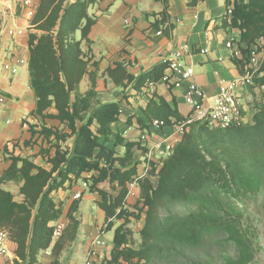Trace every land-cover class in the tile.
Segmentation results:
<instances>
[{
	"label": "trees",
	"instance_id": "obj_1",
	"mask_svg": "<svg viewBox=\"0 0 264 264\" xmlns=\"http://www.w3.org/2000/svg\"><path fill=\"white\" fill-rule=\"evenodd\" d=\"M159 1L166 8L161 21L153 25L155 30L169 21V2ZM67 2L40 1L34 26L42 34L30 36L29 72L38 100L36 114L44 115V112L54 108L57 114L48 116L68 128L70 134L75 136V145L72 152L63 149L61 142H66L71 135L43 128L40 134L47 141H56V154L49 159L52 165L50 171L37 166L30 158L10 157L11 165L0 178V228L9 231L10 238L17 244L14 264H36L39 253L51 246L53 228L50 224L59 220L63 211L55 203L52 193L72 179L80 180L84 174H92L84 181L89 185L90 193L100 196L98 205L106 216V231L115 227L114 220H124L115 229L111 259L106 264H146L155 245L173 255L176 244L202 243L212 225L200 221L194 223L187 218L176 219L153 243L154 236L159 234L155 216L158 206L165 201L193 199L198 194H204V189L210 186H227L230 181L236 182L240 180V175L246 174L243 163L256 165L257 159L264 157V106L257 108L252 122L240 127L210 129L206 125H192L158 175L156 169L150 172L151 176H158L157 181L146 178L140 182L139 203L135 206V212L130 211L126 208L127 187L137 175L134 155L140 145L113 132L112 125L119 119L120 106L117 103H101L95 91L96 74H91V90L83 94L79 92L89 65L83 56L81 43L89 42L95 20L89 16L88 10L96 1L76 0L72 5ZM227 3L233 7V13L223 26L241 32L240 49L246 58L252 47L264 38V0H228ZM167 29H171V26H167ZM77 33L81 34L79 41L75 38ZM234 62L243 73V61L235 58ZM166 68L167 64L164 63L150 76L141 77L137 87L143 86L147 79L160 81ZM107 74L117 86L134 81V77L121 64ZM253 87L264 89V60ZM145 113L150 121L161 120L166 124H170L172 118L179 122L184 120L177 110L163 101L160 105L151 101ZM93 127H96L95 131ZM109 142L114 144V149L106 146ZM118 147L125 148L124 156H116ZM8 182L21 185L22 202L16 201L15 196L3 188ZM106 182L117 191L116 195L100 188ZM79 205L75 201L67 214L71 225L69 239H75L78 234L80 222L75 213ZM211 210L212 205L202 209V218L215 217ZM144 211L143 243L140 249H135L130 245L128 225L132 219L141 220ZM59 243L54 246L57 257L61 251ZM235 246V261L229 260L223 264H249L251 244L240 232L237 233Z\"/></svg>",
	"mask_w": 264,
	"mask_h": 264
},
{
	"label": "crops",
	"instance_id": "obj_2",
	"mask_svg": "<svg viewBox=\"0 0 264 264\" xmlns=\"http://www.w3.org/2000/svg\"><path fill=\"white\" fill-rule=\"evenodd\" d=\"M23 1L3 0L9 15V24L2 37L0 50L5 56L11 55L14 64L24 59L28 61V65L22 66L19 73L12 76L3 70L0 63V178L10 167L12 155L30 158L37 166L50 171L52 165L49 159L56 154L54 147L56 141H47L40 131L48 128L70 133L64 124L48 116L57 114L54 108L44 112V115L36 114L38 100L31 86L29 39L32 34L40 35L41 31L35 29L31 20L27 18ZM32 1L39 6L41 0ZM95 1L88 10L89 16L95 20L89 34V42L81 43L83 56L89 65L88 73L80 83L79 92L83 94L91 90V74H96L95 91L99 94L101 103H117L124 112L112 125L113 132L127 141L140 145V148L137 147L135 150L134 164L137 166V175H143L147 170L146 166L155 165L148 158L149 140L153 129L150 127L152 121L145 113L151 101L158 105L161 101L165 102L184 118L190 114V107L185 101V88H169L161 80L153 82L150 79L138 88V80L143 76H150L166 61L171 60L176 50L187 47L184 51L186 62L194 69V80L209 103H213L220 93L221 81L230 83L238 80L241 75L239 67L234 62L235 50L227 47L228 43L240 47L241 32L230 27L225 29L223 26L228 17V0H168L169 21L159 30H155L153 25L161 21L166 8L159 0ZM69 2V5L75 3L71 0L67 3ZM126 21H130V24L127 25ZM167 26H171V29H167ZM18 30L24 31V35L12 41L11 32ZM75 38L77 41L81 40V34L77 33ZM118 64L125 67L127 73L134 77V81L117 86L110 79L107 72L115 69ZM149 82L154 83V86L150 87ZM261 90L264 89L247 86L237 91L248 122L253 121L257 112V108L251 106V102L260 99ZM93 129L95 131L96 127ZM165 131L171 132V129L166 128ZM74 145L75 136L68 144L70 152L73 151ZM106 146L114 149L112 142ZM124 154V147L116 148L117 157ZM91 176L92 174H84L80 180L72 179L63 188L52 193L55 203L63 210L61 216L63 219H68V211L75 201L80 203L75 213L76 219L80 222L77 237L68 239L65 246L57 242L61 244V256L64 252L70 253L65 264H82L91 249L89 238H95L99 232L105 237L108 245L107 256L101 264L107 263L111 259L114 247L115 229L122 224L117 225L114 220L115 227L109 232L104 230L106 216L98 205L100 196L97 193H90L89 189H83L84 178ZM146 178L152 181L157 179L149 174ZM12 183L14 182H8L3 188L14 195L7 186ZM19 186L21 187L20 184ZM100 188L111 193L109 189L112 188L108 182L101 184ZM79 191L83 192V198L75 200L74 195ZM140 195V186L133 189L126 199V208L132 211L133 206L130 205L135 204ZM20 196L22 199L18 202L24 200L21 194ZM110 233L113 236L108 239L106 236ZM57 243L41 251L36 264H52L58 261L54 255V246ZM8 248L10 256L0 257V264H7V261L13 264L17 259V244L12 239L8 243Z\"/></svg>",
	"mask_w": 264,
	"mask_h": 264
},
{
	"label": "rangeland",
	"instance_id": "obj_3",
	"mask_svg": "<svg viewBox=\"0 0 264 264\" xmlns=\"http://www.w3.org/2000/svg\"><path fill=\"white\" fill-rule=\"evenodd\" d=\"M67 4L69 5L70 2ZM35 21L36 18L31 21V24L34 25ZM34 28L37 29L36 26ZM41 34L42 32H40ZM259 52L262 53L261 57L264 60V46L260 47ZM259 97L260 99H254L251 102V106L255 108L260 105L264 106V90H261ZM66 134L71 135L70 133ZM72 137L71 135L66 142H61L64 146L63 149L70 150L68 144ZM242 165L245 167L246 174L240 175V180L230 181L227 186H210V188L204 189L206 190L204 194L208 197L204 194H198L190 200L165 201L159 204L155 214L159 234L154 236L153 243L165 233L167 227L173 224L176 219L187 218L194 223L200 221L206 223L205 225H212V228L206 232V239L202 243L184 246L176 244L177 249L173 255L161 246L155 245L146 264H208V262L223 264L225 261H235L237 254L235 241L238 232L241 236H245L251 244L249 264H264V157L257 159L256 165H252V163H243ZM7 186L14 192L17 201L22 199L19 184L12 183ZM109 191L113 195L117 194L116 190L109 189ZM137 203H139L138 199L135 204L130 205L133 206L131 210L134 212ZM209 205H212L211 212L214 213L215 217L202 218L204 216L202 209ZM145 217L144 211L141 220L132 219L128 225L131 232L130 245L135 249L142 247L141 231L145 226ZM115 222L119 225L124 220H115ZM70 227L71 225L68 226L63 237L58 241L64 246L70 238ZM104 230L106 231V228ZM112 236L113 234L110 233L106 237L111 239ZM103 238L105 239L104 236ZM93 239L89 238L90 242ZM69 256V252L62 253V256L59 253L58 257L56 256L58 259L56 264H65ZM7 264L12 263L7 261Z\"/></svg>",
	"mask_w": 264,
	"mask_h": 264
},
{
	"label": "built area",
	"instance_id": "obj_4",
	"mask_svg": "<svg viewBox=\"0 0 264 264\" xmlns=\"http://www.w3.org/2000/svg\"><path fill=\"white\" fill-rule=\"evenodd\" d=\"M22 4L27 18L32 21L36 16L39 6L32 0H24ZM232 13L233 7L229 6L227 16L231 18ZM8 24V11L3 5V0H0V44L3 35L7 31ZM126 24L129 25L130 21H126ZM22 35H24V31L18 30L12 31L10 37L14 41V39ZM158 35H161V33H158ZM261 46H264V38L260 39L252 47L251 52L245 58L240 47H235L233 43H228L227 47L235 50L234 57L243 61L244 70L236 81L230 83L224 80L221 81L220 93L214 99L213 103H209V100L206 99L194 80V69L186 62V54L184 51L187 47L176 50L171 60L165 62L167 68L161 81L168 85L169 88H185V101L190 107V114L180 122L172 118L170 119V124H166V122L161 120H154L150 123L153 133L149 140L148 158L155 165L150 164L151 166H146L147 170L143 175H136L134 177L133 181L127 187L129 191L128 196L131 195L133 189L140 186V182L145 180L147 174L151 176L150 172L153 169H156V175H158L165 161L174 155L177 145L181 143L184 135L190 131L192 125H206L210 129H229L248 123L244 115L245 109L241 104L237 91L240 88L254 85L255 76L258 74L263 62L261 57L262 53L259 52ZM11 59V55L5 56L0 50L1 67L12 76L17 75L22 66L28 65L27 60L21 59L14 64ZM149 86L153 87L154 83L149 82ZM123 113V110L120 109L119 117ZM166 128H170L171 132H166ZM154 177L157 178L158 176ZM83 189H89V185L86 182L83 184ZM82 198V191L74 195L75 200H81ZM51 224L53 228L52 244H54L63 237L69 226V221L68 219L60 218ZM10 239L8 231L0 228V257L10 256L8 248ZM107 250V242L101 236V232H99L91 241V249L82 264H101L107 256Z\"/></svg>",
	"mask_w": 264,
	"mask_h": 264
}]
</instances>
